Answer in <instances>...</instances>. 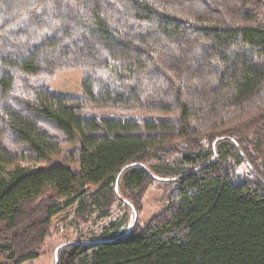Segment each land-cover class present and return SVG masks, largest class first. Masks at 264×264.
I'll use <instances>...</instances> for the list:
<instances>
[{
	"label": "trees",
	"instance_id": "trees-1",
	"mask_svg": "<svg viewBox=\"0 0 264 264\" xmlns=\"http://www.w3.org/2000/svg\"><path fill=\"white\" fill-rule=\"evenodd\" d=\"M69 69L78 94L35 81ZM150 174L164 209L58 264H264V0H0V264Z\"/></svg>",
	"mask_w": 264,
	"mask_h": 264
},
{
	"label": "rangeland",
	"instance_id": "rangeland-1",
	"mask_svg": "<svg viewBox=\"0 0 264 264\" xmlns=\"http://www.w3.org/2000/svg\"><path fill=\"white\" fill-rule=\"evenodd\" d=\"M35 81L56 92L78 94L81 92L82 74L78 69L62 70L52 77L39 78ZM237 171L241 175H247L248 169L244 163H239ZM93 188L90 186V189ZM166 204V189L163 182L158 180H152L146 185L137 210L131 204L133 209L119 200H114L109 215L100 218L95 213L78 215L74 204L51 219L41 255L22 264H53L54 252L58 246L72 241H89L101 236L111 237L123 233L133 221V210L137 216L135 224L144 225L152 216L164 209ZM120 220L122 222L119 228H110L112 223Z\"/></svg>",
	"mask_w": 264,
	"mask_h": 264
},
{
	"label": "water",
	"instance_id": "water-1",
	"mask_svg": "<svg viewBox=\"0 0 264 264\" xmlns=\"http://www.w3.org/2000/svg\"><path fill=\"white\" fill-rule=\"evenodd\" d=\"M211 161H213V159H211ZM244 162H245V164L247 165V167L249 168V169H251V166L249 165V163L246 161V160H244ZM131 165V164H130ZM130 165H127V166H125V167H123V169L120 171V173L117 175V178H116V181H115V192L117 193V195H118V190H117V188H118V182H119V177H120V175H121V173L123 172V170L125 169V168H127L128 166H130ZM144 169H146L147 170V168L145 167V166H142ZM152 177H154L155 179H157V180H169V179H164V178H160V177H157V176H154V175H152V174H150ZM126 203L132 208V206L126 201ZM133 209V208H132ZM136 218H137V216H136V212H135V210H133V221H132V223H131V225L128 227V229L124 232V234L123 235H121V237H124V236H126V235H128L129 234V232H130V230L132 229V227L134 226V224H135V222H136ZM92 242H95V241H85V242H74V241H72V242H68V243H64V244H62V245H60V246H58L56 249H55V252H54V263L53 264H58V258H57V251L61 248V247H63V246H65V245H67V244H89V243H92Z\"/></svg>",
	"mask_w": 264,
	"mask_h": 264
}]
</instances>
